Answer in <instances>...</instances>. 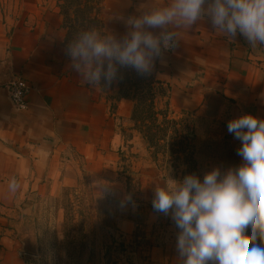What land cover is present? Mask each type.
I'll return each mask as SVG.
<instances>
[{
    "label": "crops",
    "instance_id": "obj_1",
    "mask_svg": "<svg viewBox=\"0 0 264 264\" xmlns=\"http://www.w3.org/2000/svg\"><path fill=\"white\" fill-rule=\"evenodd\" d=\"M166 2L100 0L103 31L120 37L127 31V17ZM177 31L178 46L163 51L151 74L142 75L150 82L149 103L164 124L178 127L180 120L191 119L192 126L182 137L198 152L205 151L196 162L202 175L217 166L222 171L238 167L241 141L228 132L227 123L246 112L264 119V45H249L239 34L234 40L227 38L203 19ZM66 33L58 0H0V264H33L40 248L36 226L40 202L74 183L67 179L71 172L84 176L86 171L92 175L87 180L102 191L130 202L120 191L123 179L116 173L122 162L117 159L128 147L131 153L146 152L140 157L145 171L140 201L150 207L146 238L151 241L145 246L136 235L138 208L126 215L120 211L115 233L127 240L114 260L180 264L178 229L170 215L153 209L152 198L154 187L171 177L182 178L160 166L153 155L146 132L136 126L133 99L90 85L72 71ZM17 77L31 87L26 110L14 107L9 97L8 83ZM112 170L116 176H107ZM12 177L19 184L14 193L8 191ZM160 217L167 225H156ZM256 244L264 246L259 238Z\"/></svg>",
    "mask_w": 264,
    "mask_h": 264
},
{
    "label": "clouds",
    "instance_id": "obj_2",
    "mask_svg": "<svg viewBox=\"0 0 264 264\" xmlns=\"http://www.w3.org/2000/svg\"><path fill=\"white\" fill-rule=\"evenodd\" d=\"M202 19L227 38L239 34L249 45H264V0H167L127 17L120 37L94 28L79 32L67 42L66 55L84 82L109 88L119 68L151 74L156 58L178 46L177 30ZM227 130L241 141L238 167L217 166L203 178L187 174L154 187L153 209L170 215L178 229L180 264H264V246L256 244L259 238L264 245V119L242 113ZM18 188L10 178L8 191Z\"/></svg>",
    "mask_w": 264,
    "mask_h": 264
},
{
    "label": "rangeland",
    "instance_id": "obj_3",
    "mask_svg": "<svg viewBox=\"0 0 264 264\" xmlns=\"http://www.w3.org/2000/svg\"><path fill=\"white\" fill-rule=\"evenodd\" d=\"M58 1L66 22V46L68 41L85 29L94 28L104 33L100 18V0ZM138 75L130 67L119 68L117 79L109 88L100 86L106 92L114 90V96L127 95L134 100L138 122L136 126L152 136L153 155L159 159L160 166H165L181 178L187 174H196L203 178L202 168H197L196 162L202 160L205 151L198 152L192 141L182 137L191 128V119L180 120L181 125L178 127L165 124L167 128L164 129L162 121H157L152 116L149 103L152 93L148 88L150 82L144 76ZM137 141L144 149L142 141ZM139 152L131 153L128 147L117 159L122 161L117 164L116 170L117 175L123 179L119 183L120 191L131 197L130 202L115 199L108 192L102 191L100 186L87 180L86 176L90 174L86 171L85 177L71 172L67 179L74 183L61 186L56 196L40 202L36 222L40 230V248L33 264H116L114 257L123 251L122 245L127 240V236L122 238L115 233L117 221L120 219L118 213L121 211L124 212L121 214L126 215L133 212L134 208L139 209V215L134 218L139 224L136 235L141 236L143 245H148L151 239L146 238V229L152 217L146 215L150 209L148 204L140 201L144 190L140 180L145 173L140 157H144L146 152ZM149 157L152 160L151 154ZM175 165H179L178 170ZM91 170L92 173H97V169ZM116 173L112 170L107 176L115 177ZM131 203L135 204L131 206ZM156 225H167L166 218L160 217Z\"/></svg>",
    "mask_w": 264,
    "mask_h": 264
},
{
    "label": "built area",
    "instance_id": "obj_4",
    "mask_svg": "<svg viewBox=\"0 0 264 264\" xmlns=\"http://www.w3.org/2000/svg\"><path fill=\"white\" fill-rule=\"evenodd\" d=\"M30 89L31 87L27 80L20 77L14 78L8 83L10 100L14 107H16L18 110H26L28 108V97L30 94Z\"/></svg>",
    "mask_w": 264,
    "mask_h": 264
},
{
    "label": "trees",
    "instance_id": "obj_5",
    "mask_svg": "<svg viewBox=\"0 0 264 264\" xmlns=\"http://www.w3.org/2000/svg\"><path fill=\"white\" fill-rule=\"evenodd\" d=\"M137 75V74H136ZM141 74H139L138 76H140ZM126 76H127V74H126ZM142 76V75H141ZM153 103V102H152ZM152 106V105H151ZM151 111H152V115H153V117L154 116H156V113H154V110L152 109V107H151ZM155 119L158 121V119H157V116L155 117ZM138 123V122H137ZM160 123V122H159ZM167 124V123H166ZM161 125H162V127L164 128V129H166L167 128V126H165V124L163 123V122H161ZM143 131V130H142ZM144 136L146 137V140L148 141V143L149 144H151V142H152V136H150V135H148L147 133H144ZM190 137L188 136V139H189Z\"/></svg>",
    "mask_w": 264,
    "mask_h": 264
}]
</instances>
